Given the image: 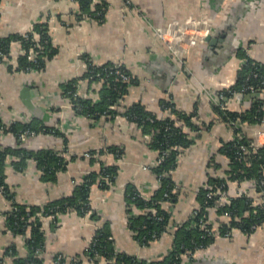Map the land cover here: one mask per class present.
<instances>
[{
  "label": "crops",
  "instance_id": "1",
  "mask_svg": "<svg viewBox=\"0 0 264 264\" xmlns=\"http://www.w3.org/2000/svg\"><path fill=\"white\" fill-rule=\"evenodd\" d=\"M108 4L104 17L96 19L83 15L77 0H0V37L30 32L36 23L47 22L56 49L39 71H10L8 63L0 58V117L7 124L34 117L55 127L59 133H39L24 139L23 145L33 150L62 151L66 161L64 170L46 180L33 162L19 171L7 159L5 179L16 200L43 206L71 195L76 184L91 171H98L100 164L118 167L110 187L92 183V212L81 216L69 210L55 217L40 216L45 235L44 249L39 254L42 264H54L58 254L66 264H106L102 257H91L89 250L100 228L112 235L115 250L146 260L166 255L172 246L171 231L142 246L128 227V186L132 184L146 195H152L158 187L153 170L143 168L158 155L149 145V135L121 114L110 119L76 114L68 97L62 94L63 84L77 80L79 95L98 100L97 87L80 79L87 60L120 63L136 79L123 97L124 105L140 101L158 117L181 123L171 107L161 106L166 100L200 126L192 132L182 124L194 141L180 148L171 172L177 193L172 203L174 223L187 220L191 211L199 207L196 193L204 186L208 173L226 177L228 161L218 151L237 133L230 124L219 120L213 112L214 105L242 111L261 101V122L247 126L250 136L254 131H264V90L223 94L236 83L242 50L247 48L254 60L264 64V0H108ZM192 20L200 21L207 30L205 36L211 37L197 40L178 59L155 30L174 21ZM21 50L19 42H11L9 62L14 63ZM259 138L264 140V134ZM2 141L12 144L13 140L4 135ZM111 147L122 150L123 160H117ZM214 159L220 166L217 169L208 167ZM254 186L252 179L231 180L216 189L222 194H216L206 210L216 229L227 225L222 208L232 198L246 195L252 205L261 201ZM9 207L0 191V264L28 261L31 257L26 237L9 227L5 215ZM181 264H264V227L249 233L233 229L230 236L218 235L193 258L183 256Z\"/></svg>",
  "mask_w": 264,
  "mask_h": 264
},
{
  "label": "trees",
  "instance_id": "2",
  "mask_svg": "<svg viewBox=\"0 0 264 264\" xmlns=\"http://www.w3.org/2000/svg\"><path fill=\"white\" fill-rule=\"evenodd\" d=\"M83 15L88 17L102 19L109 7L108 0H77ZM19 42L21 53L17 56L15 62H9L7 68L10 71L22 72L36 69L42 70L48 58L55 53L51 36L48 32V23L39 22L34 26L33 31L22 34H11L0 37V53L9 56L10 43ZM39 45V46H37ZM241 65L237 72V80L233 87L226 90L223 94L232 95L234 92H242L244 84L252 83L259 85L264 80V64L251 59L245 50L241 51ZM115 64H97L91 59L86 61V69L80 79H85L87 83L97 87L98 100L81 97L78 93L77 80H71L61 86L62 94L67 96L71 108L76 114H82L92 119H99L101 116L107 118L115 117L118 114L123 115L129 121L141 127V132L149 135V145L159 153L166 150L167 155L164 160L155 166L152 170L156 175L161 174V185L157 187L151 195L152 200H145L138 194V189L130 184L126 191L127 202L136 207L153 206L162 216V220H152L143 214L128 218V227L137 229L134 236L136 241L141 245H148L154 240L151 238L153 232L164 229L169 223L174 225L172 233V246L170 251L161 257L146 260L137 258L135 255H129L122 251H116L112 235L103 228L97 230L91 245L89 246L91 257H102L106 264H181L184 254L193 252L195 249L206 248L208 244L215 239L213 236L206 235L199 228L189 225L190 219L182 223H174L170 217V213L165 210L164 202H174L177 199V193L172 192L174 188V180H172L171 172L176 167V157L180 152V148L188 147L194 141L193 137L183 129V125L194 132L200 126L191 121L190 116L176 109L174 105L166 100L161 102V106L171 107L174 113L179 117L181 123L175 122L174 119L160 118L149 111L140 101L124 105L123 97L128 93L130 84L136 83V79L122 65L125 73L131 75L129 82L114 81L112 74L109 79H102L95 76L94 71H100L102 74L111 72ZM256 73L257 76H253ZM259 88L260 91L264 90ZM94 89V88H93ZM96 89V88H95ZM113 106V107H111ZM213 112L217 115L221 122L230 124L237 136L231 140L224 141L219 147V153L224 155L228 161V167L225 170L226 177L209 174L204 182V186L197 190V219L204 213L205 206H211L217 195L207 198L206 194L210 186L213 190L221 189L227 184V181L237 180L241 182L252 179L257 191L260 189V179L264 178V146L257 148L249 147L251 136L248 131L249 124L255 125L260 123L263 117L261 101H256L252 106L242 111H234L227 108L222 109L220 104L214 105ZM238 123V125L233 124ZM183 124V125H182ZM24 129H30L39 133H59L55 127L48 126L42 120L32 117L26 123L21 120H15L9 124H5L0 117V132L3 135H10L12 144L0 141V187L1 192L8 199L12 209L5 213L9 227L16 234L26 237V243L30 249L31 257L28 261L19 259L14 264H42V257L36 255V249H44V230L43 222L40 216H56L59 212L74 210L81 216L87 212H92L89 203V191L93 182L97 181L100 187L108 188L114 183L117 176L118 167L116 165L100 164L98 171H91L86 174L83 180L76 184L71 195L60 198L59 200L49 202L43 206L20 203L16 200L14 192L11 191L6 183L5 163L10 159L15 169L22 171L27 166L28 161H33L36 168L40 171V176L46 180H52L55 174L66 168V161L63 154L56 149H28L23 145V141L19 138V134ZM246 146V151L239 149V145ZM111 151L115 157L123 153L120 148L111 147ZM63 153V152H62ZM208 167L214 169L219 168V164L212 160ZM107 178H100V176ZM169 193L167 197L164 193ZM259 204L252 205L251 198L241 195L231 199V203L223 206V211L227 210L232 214H237L240 219L239 226L244 232H251L250 226L254 222H261L262 211ZM129 210H127L128 213ZM40 215H39V214ZM231 214V215H232ZM171 218V219H170ZM227 223V222H226ZM234 221L230 220V225ZM225 223L219 226L222 234L226 230ZM112 237V238H110ZM98 253L97 256L92 251ZM59 255V254H58ZM56 255L54 258H56Z\"/></svg>",
  "mask_w": 264,
  "mask_h": 264
},
{
  "label": "built area",
  "instance_id": "3",
  "mask_svg": "<svg viewBox=\"0 0 264 264\" xmlns=\"http://www.w3.org/2000/svg\"><path fill=\"white\" fill-rule=\"evenodd\" d=\"M127 3H129V0H125ZM157 35L162 38V40H164L167 45L169 50L171 51V54L173 56H176L179 58L182 57V54H185L188 51V46L194 45L196 43L197 40H201L204 39L203 37L207 34V30H205L202 27V23L200 21L197 20H192L189 22H178V21H174L169 23L167 26L164 27H160L157 28L156 30ZM39 46V45H37ZM247 55L253 59L247 51V48L245 49ZM181 56V57H179ZM0 58H3L5 60L6 63H9V60L6 55L0 53ZM122 65L120 63L115 64V66L113 67L112 73L111 72H107L106 74H102V72L100 71H94V75L95 76H99L102 79L106 78L109 79L108 77L111 76L112 74H114L115 76L113 77L114 81H121V82H129L131 80V75H129L128 73H125L123 68H121ZM31 71H37L36 69H31L30 71L27 72H31ZM104 78H103V77ZM253 76H257L256 73L253 74ZM264 84V80L261 81V83L259 85H254L252 83H247L244 84L242 87V92H256L259 91V88H263L262 85ZM81 97H84L82 94H80ZM113 107V106H111ZM220 107L222 109L226 108L223 104H220ZM81 115V114H79ZM31 120V118H24V122L28 123ZM13 122V121H11ZM10 122V123H11ZM5 123V122H4ZM236 122H233V124H235ZM7 124V123H5ZM9 124V123H8ZM236 125H238V123H236ZM263 133L264 131H254L253 136H251V141L249 143V147L251 148H257L260 146H264V140H261L260 134ZM36 135L34 131L30 130V129H24L20 134H19V138L23 141L24 139L30 137V136H34ZM238 135V133H237ZM3 133L0 132V141L3 140ZM239 149L243 150L244 152L246 151V146L243 144L239 145ZM167 155V151L164 150L161 153H159L156 157V160L148 165L145 164L143 165V168H150L151 170L157 166L158 164H160L165 156ZM117 160L121 161L123 160L124 156L123 153H120L116 156ZM29 162H33V161H28ZM34 163V162H33ZM35 164V163H34ZM36 166V165H35ZM26 168V167H25ZM157 176V181H158V186L161 185V174L156 175ZM100 178H107L106 176L101 175ZM174 188L172 189V192H175V184ZM260 195H261V201L257 204H259L258 206L260 207L261 211H262V220L261 222L257 223L254 222L252 223V225L250 226V228L252 230H255L257 228H259L260 226L264 227V178L260 179ZM209 190L207 191V198H210L212 196H215L216 194H222V192H219V190H213L210 186L207 187ZM0 191L1 187H0ZM140 197H143L145 200H152V196L151 195H146V194H142L140 192H138ZM169 193H164V196L167 197ZM164 203L167 204V206L165 207V210H167L170 213V217L172 219L173 218V214H172V202L170 201H165ZM10 209H12V207L10 206L9 209L7 211H9ZM127 210L128 211V215H127V222H128V218L129 217H134V216H138L140 214L145 215L146 217H148L149 219L152 220H162V216L158 213L157 209L153 206H143V207H136L135 205H132V203L127 204ZM207 206L204 207V213L202 214L201 217H199L198 219L197 217V210L196 208H194L191 213L189 214V225L195 228H199L200 230H202L206 235L209 236H213L216 237L218 235H222V236H230L233 229H237V230H241L239 224H240V219L239 216L235 213L232 214L231 212L225 210L223 211V215L227 217V226H226V230H224V232L221 234L219 229H216V227L214 226V223L212 222V220L209 218L207 212ZM232 214V215H231ZM54 217V216H52ZM170 218V219H171ZM234 221L233 224L230 225V221L229 220ZM174 222V221H173ZM174 228V225L169 223L168 225L164 226V229L159 230L158 232H153L151 235V238L154 241H157L161 238V236L169 231H172ZM132 235L135 236L137 234V229H131L129 228ZM112 238V237H110ZM153 241V242H154ZM139 244L140 242L137 241ZM141 245V244H140ZM149 245V244H148ZM142 246H147V245H142ZM204 248H200V249H195L193 252L184 254L183 256H187L188 258H193V256L195 255V253L199 250H202ZM93 253L95 254V256H97V252L95 251V248H92ZM117 251V250H116ZM36 255H39L42 252V248H37L36 249ZM137 258H139L138 256H136ZM106 262V261H105ZM67 262L62 258L61 255H58L55 260H54V264H66ZM68 264H75L74 261L69 262Z\"/></svg>",
  "mask_w": 264,
  "mask_h": 264
},
{
  "label": "water",
  "instance_id": "4",
  "mask_svg": "<svg viewBox=\"0 0 264 264\" xmlns=\"http://www.w3.org/2000/svg\"><path fill=\"white\" fill-rule=\"evenodd\" d=\"M211 37V35L210 34H208L207 36H205V40H207V39H209ZM32 111L34 110V107L32 106H30L29 107ZM35 111V110H34Z\"/></svg>",
  "mask_w": 264,
  "mask_h": 264
}]
</instances>
